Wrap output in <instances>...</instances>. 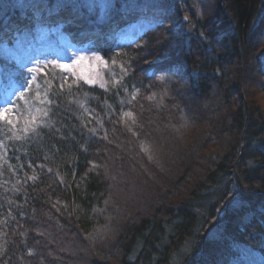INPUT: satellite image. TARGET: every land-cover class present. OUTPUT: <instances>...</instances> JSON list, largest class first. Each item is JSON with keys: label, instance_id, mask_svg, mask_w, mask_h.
<instances>
[{"label": "trees", "instance_id": "1", "mask_svg": "<svg viewBox=\"0 0 264 264\" xmlns=\"http://www.w3.org/2000/svg\"><path fill=\"white\" fill-rule=\"evenodd\" d=\"M185 1L0 0V90L65 40L107 61L104 87L49 66L45 126L0 130V264H264V0Z\"/></svg>", "mask_w": 264, "mask_h": 264}, {"label": "snow or ice", "instance_id": "2", "mask_svg": "<svg viewBox=\"0 0 264 264\" xmlns=\"http://www.w3.org/2000/svg\"><path fill=\"white\" fill-rule=\"evenodd\" d=\"M183 19L187 21L188 16H184ZM203 36V33H201ZM85 57L77 56L73 59L71 64H61L57 61H50L48 64L42 66L38 65L36 67L28 68V77L24 78V82L20 85V90L18 92H13L12 95L16 96V100H12L11 96L4 98L0 101V130L16 129L17 132H22L27 134L29 132H35L38 127L45 126V119L49 115V106L54 103L53 100L49 98V91L51 89V82L45 80L44 84L38 79L40 73H44L45 69L49 66L53 68H60L67 72H73V65L83 62ZM94 59L100 61L105 66H107V61H104L103 57L94 56ZM115 63V61H113ZM84 79L86 83L94 84L96 81L94 79L85 76L83 73L79 77ZM67 78L65 77V80ZM161 82L164 81V77H160ZM118 83V82H117ZM47 85V87H45ZM63 88V84L60 86ZM71 87V85H69ZM104 87V84H101ZM31 93V95H29ZM135 98V97H133ZM151 98V97H150ZM20 102H23L22 104ZM82 108L83 104L80 105ZM87 112V109H85ZM127 117H132V113H124ZM23 121L22 127L17 129V124ZM92 131H95L94 129ZM15 139H21V135L13 132Z\"/></svg>", "mask_w": 264, "mask_h": 264}, {"label": "rangeland", "instance_id": "3", "mask_svg": "<svg viewBox=\"0 0 264 264\" xmlns=\"http://www.w3.org/2000/svg\"><path fill=\"white\" fill-rule=\"evenodd\" d=\"M19 1H23V0H19ZM26 1H32V0H26ZM57 3H75L76 1L79 0H55ZM89 2L92 0H88ZM96 3L101 4V6L104 5L105 1L104 0H95ZM187 1V0H186ZM184 2L178 5V8L181 12H183V14H186V11L189 9L191 11L194 10H198V12L200 13L201 10L198 8L197 3L194 2ZM173 35V27L168 25L166 28V32H165V36L172 38ZM169 48V47H168ZM166 49V53L170 50V49ZM165 52L163 55H161L160 59H163L165 57ZM52 57L55 56V61L61 63V64H71L73 59H75L77 56H83L85 57L83 62H80L76 65H73V72H67L63 69H60L65 75H73L76 78H79L81 76V74L83 73L85 76H88L91 79H94L96 82L94 84L91 85H101L103 83V73L105 70V65L103 63H101L100 61L94 59V56L96 55H87L83 52H75L71 49V47L68 45V41L65 40L63 43L62 48L56 49V54L52 53L51 55ZM28 66H26V68H32V67H36L38 66L35 63H31L29 65V63L27 64ZM44 64H41L40 66H42ZM26 69V70H27ZM81 79V78H79ZM83 81H85L84 79H82ZM89 84V83H88ZM13 92H18V90L14 89V91L12 90V88H6L3 90H0V101H2L4 98H7L9 96H11L12 100L15 99L16 96L12 95ZM255 102L257 104H260L261 108L264 110V99L259 96L256 95L255 96ZM173 142H168L166 143V150L165 149H160L159 153V169H157V171H154V179L153 181H150V185L151 188L149 189L148 192H146V195L143 197V203H142V207L144 208H150V206H152V201L153 199H155L158 196H161L159 194L160 188L157 185V183H154L155 181L157 182H164V179L169 178L173 175H175L176 172H178L180 164L187 162V157L189 156L190 152L188 151H184L185 155L187 154V157H180L177 156V154L174 152L175 149H177L175 147V144L172 146ZM190 157V156H189ZM161 168V169H160ZM155 169V167H154ZM159 170H161L162 172L160 173ZM142 171V168H141ZM156 177V180H155ZM168 181V180H167ZM147 186V183L145 184L144 187ZM153 187V190H152ZM158 192V194H157ZM146 210V209H143ZM142 212H147V211H142Z\"/></svg>", "mask_w": 264, "mask_h": 264}]
</instances>
